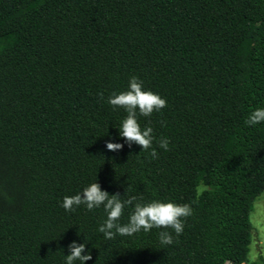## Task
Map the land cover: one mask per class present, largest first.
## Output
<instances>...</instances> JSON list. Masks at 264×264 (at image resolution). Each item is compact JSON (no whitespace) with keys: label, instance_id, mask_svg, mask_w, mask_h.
I'll list each match as a JSON object with an SVG mask.
<instances>
[{"label":"trees","instance_id":"trees-1","mask_svg":"<svg viewBox=\"0 0 264 264\" xmlns=\"http://www.w3.org/2000/svg\"><path fill=\"white\" fill-rule=\"evenodd\" d=\"M133 76L167 100L138 116L158 159L128 147L107 103ZM258 108L264 0H0V264H66L73 242L87 264H243L264 191V123L245 124ZM92 183L192 215L171 245L155 228L107 240L103 207H62Z\"/></svg>","mask_w":264,"mask_h":264},{"label":"clouds","instance_id":"clouds-1","mask_svg":"<svg viewBox=\"0 0 264 264\" xmlns=\"http://www.w3.org/2000/svg\"><path fill=\"white\" fill-rule=\"evenodd\" d=\"M100 101L104 100L103 92L97 94ZM113 110L122 108L127 116L119 127L120 138L124 139L129 148L134 144L142 148V152L151 149L150 155L153 159H158L159 155L153 142V128H141L138 123V116L151 117L154 113H159L167 107V100L160 95L144 90V82L138 77H131L127 91L119 94L113 93L107 100ZM264 123V108H258L251 112L245 121L247 126H256ZM170 141L166 137L160 138L158 145L161 149L169 151ZM106 148L112 152L122 151L124 144L108 142ZM130 191V189H129ZM142 197L131 196L122 199L117 193L109 195L107 191L101 189L99 183H92L81 193L74 196H65L62 207L69 213H74L80 206H86L88 211H93L103 207L107 214V219L99 227V232L104 234L105 239L113 240L117 235L132 236L141 231L150 232L152 229H163L159 232L160 242L164 245L173 243L172 234L167 231L171 229L179 236L184 231L186 219L192 215L189 205H178L172 202L152 201L142 203ZM132 207V212L127 224H121L120 220L125 209ZM85 244L73 242L69 245L70 255L66 256V264H87L92 260V255H84Z\"/></svg>","mask_w":264,"mask_h":264},{"label":"rangeland","instance_id":"rangeland-1","mask_svg":"<svg viewBox=\"0 0 264 264\" xmlns=\"http://www.w3.org/2000/svg\"><path fill=\"white\" fill-rule=\"evenodd\" d=\"M202 188L199 186L198 191ZM249 219L252 225L251 243L247 259L243 264H264L260 260L261 257L264 258V191L253 203Z\"/></svg>","mask_w":264,"mask_h":264}]
</instances>
